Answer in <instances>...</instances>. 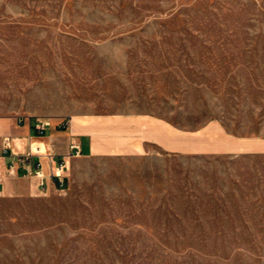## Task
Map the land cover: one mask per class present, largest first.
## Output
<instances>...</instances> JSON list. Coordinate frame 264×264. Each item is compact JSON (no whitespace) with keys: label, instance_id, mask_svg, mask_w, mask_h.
<instances>
[{"label":"rangeland","instance_id":"374dc122","mask_svg":"<svg viewBox=\"0 0 264 264\" xmlns=\"http://www.w3.org/2000/svg\"><path fill=\"white\" fill-rule=\"evenodd\" d=\"M38 119L91 123L46 191ZM0 264H264V0H0Z\"/></svg>","mask_w":264,"mask_h":264},{"label":"crops","instance_id":"0c3cea01","mask_svg":"<svg viewBox=\"0 0 264 264\" xmlns=\"http://www.w3.org/2000/svg\"><path fill=\"white\" fill-rule=\"evenodd\" d=\"M90 125L91 123L89 121L81 120V122H78L77 124H73V126L72 124L69 125L66 128L67 129L66 134H62V135L54 133L53 131H51L50 133H47V131H44L43 134L41 135L36 131L35 128L25 127V129L23 128L21 129V131H19V133H17L19 135H15L17 138L16 144L18 145V149L20 151L28 150L30 147L29 145L31 144L33 146L34 143L37 144L35 147L36 150H37V147H40V144L45 145L46 150L42 151V148L40 147L42 153L37 156V159L41 161L44 167V171L46 172V174H48L50 158L53 156L54 160L66 159L72 151L70 147V144L72 141L78 143L81 147L82 152L84 151V145L81 142V137L77 138V136H80V134H82L84 138L85 135L90 133L86 130ZM151 127L152 126L149 123L141 124V126L138 125L137 128H135L132 133L134 134L135 138L133 137V141L128 142L126 146L124 147V149L125 148H127V150L128 149L129 150L130 149L131 150L144 149L145 145L151 141L148 138L142 137L140 139L139 137L144 136L141 134L143 132L145 133L150 132L149 130ZM161 128H162V132L164 133L166 128H164V126H161ZM18 139H20L22 144H19L17 142ZM97 145H100L99 147L101 149H111V148L113 149L108 139L103 140L97 137L96 135L94 136L92 135L91 149H93L95 146L97 147ZM124 149L120 148L118 150L123 152ZM12 168H13L12 170L17 174H19V172L21 171L25 173L23 165L17 159L13 160ZM28 178L30 179L32 185L35 188H37L35 180H33L30 176Z\"/></svg>","mask_w":264,"mask_h":264},{"label":"built area","instance_id":"2783aa9c","mask_svg":"<svg viewBox=\"0 0 264 264\" xmlns=\"http://www.w3.org/2000/svg\"><path fill=\"white\" fill-rule=\"evenodd\" d=\"M68 124V122H62L60 126L65 128ZM49 125L50 123L48 121L40 119H38L35 124L29 122V126L31 128L34 127L39 134H43L44 130ZM12 141L14 142V146L12 145ZM3 143L5 145V152L12 151L14 153H17L14 151L17 147L15 138L11 136H3ZM70 146L72 151L69 156H80L83 153L78 143L72 142ZM41 153L42 152L40 147H37V150L34 151L33 146L31 145L27 152L17 157V160L23 165L25 174L35 180L38 191H46L52 180L57 181L58 184L62 186L64 183L63 176L69 168L68 160H54L52 156L49 160V173L46 174L41 161L37 159V156ZM11 166L13 167V164Z\"/></svg>","mask_w":264,"mask_h":264}]
</instances>
